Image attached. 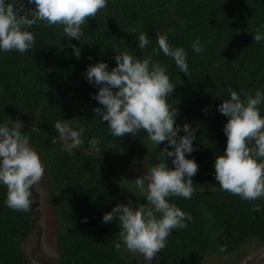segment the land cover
<instances>
[{
	"label": "trees",
	"instance_id": "obj_1",
	"mask_svg": "<svg viewBox=\"0 0 264 264\" xmlns=\"http://www.w3.org/2000/svg\"><path fill=\"white\" fill-rule=\"evenodd\" d=\"M28 30L36 37L32 49L23 54L0 51V126L22 121V131L47 169L61 222L57 264H141L123 245L120 251L114 248L120 241L118 219L106 224L103 216L129 200L147 204L134 180L160 162L159 151L167 141L157 146L144 132L112 136L107 122L94 112L102 107L93 98L99 87L87 81L86 71L101 61L111 70L115 56L125 51L141 59L152 55L159 50L157 33L187 52L190 77L163 52L153 62L166 66L176 85L168 103L179 110L177 125L198 129L193 141L197 150L186 158L199 165L192 197L169 198L192 220L186 221L187 228L173 230L157 263L206 264L264 245V199L244 200L221 190L215 179V159L227 147L228 117L218 111L228 98L225 89L231 87L242 99L245 92L264 91V40H254L258 30L264 35V0H108L107 8L82 26L85 43L65 37L63 26L39 22ZM140 33L150 41L143 51L137 47ZM194 40L203 43L202 53L192 50ZM72 44L81 48L79 59ZM259 107L264 116V104ZM58 120L84 129V143L72 155L62 151L54 127ZM92 138L100 141V152L90 148ZM166 162L174 167L171 158ZM6 199L7 188L0 184V264H32L24 243L37 222L35 186L27 213L13 211ZM253 204L261 211H252ZM220 246L227 251H219Z\"/></svg>",
	"mask_w": 264,
	"mask_h": 264
},
{
	"label": "clouds",
	"instance_id": "obj_2",
	"mask_svg": "<svg viewBox=\"0 0 264 264\" xmlns=\"http://www.w3.org/2000/svg\"><path fill=\"white\" fill-rule=\"evenodd\" d=\"M29 4L34 7H27ZM107 6L108 0H0V51L28 52L36 42L35 34L28 29L39 22L50 27L63 26L65 37L85 43L81 39L82 26ZM138 39L137 47L143 51L150 43L149 37L140 33ZM254 40L260 42L264 35L258 30ZM156 41L159 50L153 49L152 55L146 58L125 51L115 56L117 63L111 70L101 61L89 65L86 71L87 81L99 87L93 98L102 107H96L94 112L107 122L112 136L136 137L144 132L157 146L167 141L159 151L160 162L134 180L147 204L137 205L132 200L117 204L102 221L110 224L118 219L120 241L114 244L117 251L123 245L127 251L142 254L148 261L166 247L174 229H185L186 221L192 220L190 213L170 203L169 198L190 199L195 191L192 177L199 170L195 159L186 158V154L197 150L193 141L197 139L198 129L188 123L177 125L179 110L168 103L176 85L171 82L166 66L153 62V56L163 52L190 77L187 52L182 47L170 46L166 35L157 33ZM70 46L79 59L81 48L75 44ZM191 47L197 54L205 50L200 40H194ZM225 93L228 98L218 106V111L228 117L224 127L227 147L215 159V179L223 191L247 201L262 200L264 116L259 106L264 104V91L256 90L254 95L245 92L244 99L231 87ZM70 121L58 120L54 127L63 141L62 151L72 155L84 143V129L75 130ZM23 128L24 123L19 120L12 121L11 126L7 123L0 126V184L7 188V207L27 213L32 207V188L42 180L45 165L30 146ZM181 131L183 136L179 135ZM88 144L95 152L101 151L97 138L90 139ZM168 158L172 159L173 168H169ZM252 211H261L260 205L253 204ZM219 251H227V247L220 246Z\"/></svg>",
	"mask_w": 264,
	"mask_h": 264
},
{
	"label": "rangeland",
	"instance_id": "obj_3",
	"mask_svg": "<svg viewBox=\"0 0 264 264\" xmlns=\"http://www.w3.org/2000/svg\"><path fill=\"white\" fill-rule=\"evenodd\" d=\"M34 186L38 199L37 222L31 235L24 243L25 250L32 264H57L60 255L56 244V236L61 222L56 214L46 167L42 180ZM134 254L141 264H158L157 257L152 261H148L142 254ZM206 264H264V245L248 246L242 252L231 257L211 258Z\"/></svg>",
	"mask_w": 264,
	"mask_h": 264
}]
</instances>
